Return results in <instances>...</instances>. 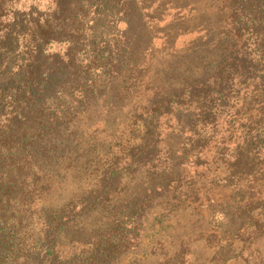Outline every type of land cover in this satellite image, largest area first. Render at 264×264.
Here are the masks:
<instances>
[{
	"label": "trees",
	"instance_id": "16d2710c",
	"mask_svg": "<svg viewBox=\"0 0 264 264\" xmlns=\"http://www.w3.org/2000/svg\"><path fill=\"white\" fill-rule=\"evenodd\" d=\"M210 154L214 255L131 264H264V0H0V264H120Z\"/></svg>",
	"mask_w": 264,
	"mask_h": 264
},
{
	"label": "rangeland",
	"instance_id": "374dc122",
	"mask_svg": "<svg viewBox=\"0 0 264 264\" xmlns=\"http://www.w3.org/2000/svg\"><path fill=\"white\" fill-rule=\"evenodd\" d=\"M201 9L202 14L207 11L211 17L216 12L214 6H208L206 3L202 4ZM206 19L207 22H210L215 18L210 21L208 18ZM188 39V37L179 39L178 46H183ZM171 142L176 141L171 139ZM212 152H216V149L213 148ZM204 158L202 160H211V165L208 168L206 165L199 166L197 170L191 167L182 168L185 180L197 182L196 194L192 195V198L195 199L191 201L189 196L187 198L181 196L179 197L180 201L171 195L163 198L149 214V225L141 238L140 250L125 255L120 264H131L133 261H155L166 255H171L183 242L186 244L184 246H188L193 252V257L197 259H206L214 255L219 233L214 232L210 225L209 203L227 200L231 197V193L227 188H215L216 183L212 181L215 177L211 178V176L217 174L215 172L217 165L211 154L207 156V159ZM259 168L260 174L255 176V180L252 182L254 193L257 191L264 193V162ZM224 174L222 172L223 176ZM259 247L264 253V239L259 242ZM234 248L239 251L240 243L235 242ZM243 256L253 257L250 249H245ZM229 264H248V262L239 256L230 260Z\"/></svg>",
	"mask_w": 264,
	"mask_h": 264
}]
</instances>
